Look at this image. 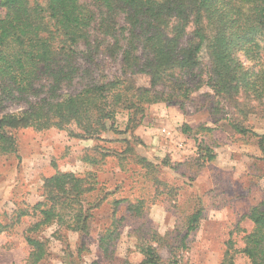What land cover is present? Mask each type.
Instances as JSON below:
<instances>
[{
    "label": "trees",
    "instance_id": "16d2710c",
    "mask_svg": "<svg viewBox=\"0 0 264 264\" xmlns=\"http://www.w3.org/2000/svg\"><path fill=\"white\" fill-rule=\"evenodd\" d=\"M96 1L98 11L80 0H47L46 6L38 0L0 1V156L20 157L16 132L26 127L65 129L76 123L82 129L78 136L96 140H105L102 134L109 131L135 130L143 122L149 105L189 98L200 86V83L192 85L185 76L202 64L203 52L210 63L205 82L217 96L234 103L235 108L239 104L244 106V99L253 97L252 93L258 99L263 96L264 65L258 69L255 64L247 66L242 57L259 61L263 55L264 0ZM120 13L125 14L131 25L126 46L118 34ZM95 26L104 36L97 42L96 33H91ZM189 28H192L190 32ZM81 42H85L87 50H79ZM98 50L111 57L120 53L124 76L89 84L78 93L52 100L58 89L81 73L76 58L81 53H88L92 58ZM138 72L150 77V87L134 84L133 75ZM44 77L50 80L51 97L32 103L22 111L4 110L8 99L37 94V84ZM240 93L245 97L237 101ZM241 108L238 107V112L243 113ZM124 109L129 114L125 129L108 125L107 121L114 120L116 113ZM234 128L239 133L259 136L236 123ZM189 130L191 127L187 126L185 131ZM259 142L264 152V135ZM102 148L98 147V154L104 158L109 154L103 153ZM198 149L199 158L205 161L216 158L212 148L202 141ZM97 157L87 153L84 160L97 164ZM138 160L157 168L146 156H138ZM96 178L90 172L57 170L44 179L43 199L17 209L15 222L26 215L35 217L24 231L30 247L28 264H41L48 255L49 239L40 234L46 227L56 224L80 235L89 233L94 217L92 210L99 202L88 203L86 196L98 188ZM126 200L114 201L112 222L100 235L99 246L107 258L113 256L120 238L122 217H117V210ZM263 205L264 202L254 205L246 213L254 226L246 232L244 246L238 250L251 264H264ZM146 209L144 198L129 201L127 206V211L136 216ZM201 216V210L192 215L184 240L198 227ZM5 226L0 222V232ZM153 238L160 242L164 239L157 232ZM233 245L230 238L220 264H236ZM85 249V244L79 246L77 257L67 258L65 264H83L81 254ZM140 251L144 255L140 264H176L175 260L163 261L157 248L149 242L140 245ZM91 264L100 263L96 260Z\"/></svg>",
    "mask_w": 264,
    "mask_h": 264
},
{
    "label": "rangeland",
    "instance_id": "374dc122",
    "mask_svg": "<svg viewBox=\"0 0 264 264\" xmlns=\"http://www.w3.org/2000/svg\"><path fill=\"white\" fill-rule=\"evenodd\" d=\"M38 1L47 5V0ZM80 1L99 10L96 0ZM96 27L91 33H96L97 42L104 36ZM129 27L125 14L120 13L117 28L124 46ZM191 30L189 28V32ZM79 50H87L85 42L79 44ZM202 58V64L185 76L192 85L200 83L190 97L149 105L143 122L135 130L109 131L102 134L105 140L78 136L82 129L76 123L65 129L26 127L16 132L20 157L16 154L0 156V222L7 225L1 227L0 232V264H28L30 247L24 231L35 217L26 215L15 222L16 211L43 199L44 179L57 170L94 173L98 188L87 194L86 201L99 204L92 210V227L86 235L56 224L40 233L49 239V252L41 264H65L67 258L77 257L78 248L83 244L86 247L81 254L83 264L96 260L100 264H140L144 258L140 245L146 242L157 248L165 262L220 264L230 238L235 263L251 264L238 250L244 246V235L254 226L246 213L252 206L264 202V152L259 142L264 135V94L258 99L252 93L253 97L244 99V106L238 105L243 113L238 112L234 103L217 96L206 84V71L210 66L206 52ZM242 58L245 65L255 64L256 69L264 65V51L259 61ZM75 63L81 67V73L58 89L52 100L78 93L89 84L124 76L120 53L111 57L98 50L92 58L88 53H81ZM133 79L137 86H151L150 77L145 73L138 72ZM37 88V94L20 96L16 93L19 98L6 100L4 110L22 111L32 103L51 97L48 77L38 82ZM242 96L245 97L244 93L237 96V101H242ZM128 118V110L124 109L107 123L123 131ZM235 123L259 136L239 133L234 128ZM187 126L191 130L185 131ZM163 127L172 130L171 137L161 132ZM201 141L216 153L214 160L199 158ZM99 146L109 155L102 158L98 154ZM87 153L98 156L99 162L84 160ZM138 156H146L157 168L145 166ZM138 198L145 199L147 208L140 216L127 211L129 201ZM116 199L127 200L118 205L117 217H122L120 238L113 256L107 258L99 239L112 222ZM200 210L198 227L184 240L190 218ZM154 232L160 234L163 241H156Z\"/></svg>",
    "mask_w": 264,
    "mask_h": 264
},
{
    "label": "built area",
    "instance_id": "2783aa9c",
    "mask_svg": "<svg viewBox=\"0 0 264 264\" xmlns=\"http://www.w3.org/2000/svg\"><path fill=\"white\" fill-rule=\"evenodd\" d=\"M161 132L164 134V135H166V136H168V137H171L172 136V130L171 129H169V128H167V127H163L162 129H161Z\"/></svg>",
    "mask_w": 264,
    "mask_h": 264
}]
</instances>
